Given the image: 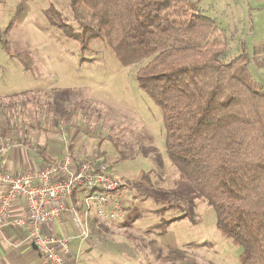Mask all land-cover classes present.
Returning <instances> with one entry per match:
<instances>
[{
	"label": "rangeland",
	"instance_id": "374dc122",
	"mask_svg": "<svg viewBox=\"0 0 264 264\" xmlns=\"http://www.w3.org/2000/svg\"><path fill=\"white\" fill-rule=\"evenodd\" d=\"M188 1L215 22L223 60L245 48L249 70L264 89V0ZM96 26L73 0H0V32L11 49L32 57L25 68L0 41V96L11 101L7 116L17 135L9 140L25 132L29 144L40 147L51 137L60 155L65 149L95 154L114 168L124 182V217L98 220L92 240L102 263L179 264L157 259L153 246L163 243L182 248L188 264H238L241 248L220 235L213 209L190 197L188 182L165 154L161 111L136 80L145 61L120 65L92 37ZM78 198H72L76 207ZM189 212L191 219L180 218Z\"/></svg>",
	"mask_w": 264,
	"mask_h": 264
},
{
	"label": "trees",
	"instance_id": "16d2710c",
	"mask_svg": "<svg viewBox=\"0 0 264 264\" xmlns=\"http://www.w3.org/2000/svg\"><path fill=\"white\" fill-rule=\"evenodd\" d=\"M73 1L97 19L91 35L120 65L145 61L136 80L161 111L168 160L241 248L238 264H264V89L245 48L223 60L215 22L188 0ZM0 41L31 67L26 49H11L2 32ZM153 248L161 262L188 264L183 249Z\"/></svg>",
	"mask_w": 264,
	"mask_h": 264
},
{
	"label": "built area",
	"instance_id": "2783aa9c",
	"mask_svg": "<svg viewBox=\"0 0 264 264\" xmlns=\"http://www.w3.org/2000/svg\"><path fill=\"white\" fill-rule=\"evenodd\" d=\"M12 147L0 145V226L10 216L16 200L25 213L12 220L13 225L29 227L28 237L48 264H77L69 259L70 239L52 229L70 202L71 218L81 240L90 238L89 220L93 215L102 223H119L124 217V203L119 191L123 180L100 156L73 157L62 151L59 160L39 168L10 172L4 168L2 152ZM79 194L77 207L71 202Z\"/></svg>",
	"mask_w": 264,
	"mask_h": 264
},
{
	"label": "crops",
	"instance_id": "0c3cea01",
	"mask_svg": "<svg viewBox=\"0 0 264 264\" xmlns=\"http://www.w3.org/2000/svg\"><path fill=\"white\" fill-rule=\"evenodd\" d=\"M0 96V145L6 141H12V147L2 152V159L4 168L10 172H20L26 169H34L43 166L46 163H53L60 157L61 147L60 143L48 137L49 140L39 146L29 144V138L25 132L17 139V141L9 140L17 135L14 134L12 129L11 120L7 116L9 109H7L11 101ZM5 101V102H4ZM15 135V136H14ZM78 154V153H77ZM79 156V155H78ZM3 187L0 184V195L2 194ZM125 195V193H123ZM73 198V197H72ZM73 203V199H71ZM70 202H67L63 210L62 216L59 221L50 229L58 234H63L70 239V252L69 259L76 260L77 264H108L101 262L96 258L97 238L92 237L96 235L95 227L99 222L93 215L89 220V229L91 239L83 241L78 236V229L72 221ZM24 205L21 200H16L9 218L4 224L0 226V264H48L45 258L37 251L35 245L29 239V227L27 225L15 226L12 220L20 215H24ZM165 243H172L164 239ZM159 246L165 248L172 246L170 244ZM174 248H179L172 246ZM182 249V248H179ZM135 260V258H134ZM139 262V261H138ZM158 262V260H157Z\"/></svg>",
	"mask_w": 264,
	"mask_h": 264
}]
</instances>
